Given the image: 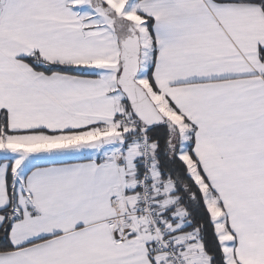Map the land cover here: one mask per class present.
I'll return each mask as SVG.
<instances>
[{
  "label": "snow or ice",
  "instance_id": "6c2138e0",
  "mask_svg": "<svg viewBox=\"0 0 264 264\" xmlns=\"http://www.w3.org/2000/svg\"><path fill=\"white\" fill-rule=\"evenodd\" d=\"M0 264H264V0H0Z\"/></svg>",
  "mask_w": 264,
  "mask_h": 264
}]
</instances>
